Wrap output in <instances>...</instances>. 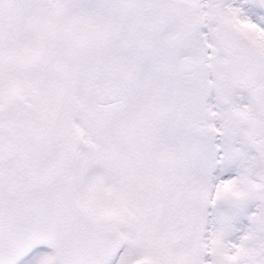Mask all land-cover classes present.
<instances>
[{"label": "snow or ice", "instance_id": "obj_1", "mask_svg": "<svg viewBox=\"0 0 264 264\" xmlns=\"http://www.w3.org/2000/svg\"><path fill=\"white\" fill-rule=\"evenodd\" d=\"M0 264H264V0H0Z\"/></svg>", "mask_w": 264, "mask_h": 264}]
</instances>
